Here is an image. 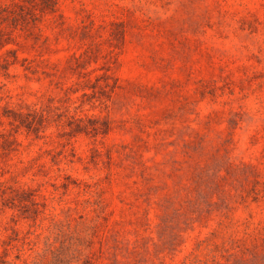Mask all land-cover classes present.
<instances>
[{
  "label": "rangeland",
  "instance_id": "1",
  "mask_svg": "<svg viewBox=\"0 0 264 264\" xmlns=\"http://www.w3.org/2000/svg\"><path fill=\"white\" fill-rule=\"evenodd\" d=\"M0 264H264V0H0Z\"/></svg>",
  "mask_w": 264,
  "mask_h": 264
}]
</instances>
